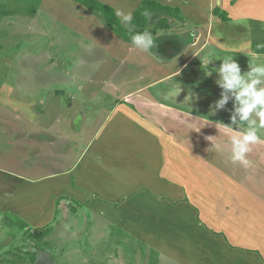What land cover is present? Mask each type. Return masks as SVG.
<instances>
[{"label": "rangeland", "instance_id": "rangeland-1", "mask_svg": "<svg viewBox=\"0 0 264 264\" xmlns=\"http://www.w3.org/2000/svg\"><path fill=\"white\" fill-rule=\"evenodd\" d=\"M222 28L206 39L214 62L220 66L232 57L242 75L250 71L249 63L264 64L263 29L234 23ZM175 29L179 28L169 25L165 31ZM122 42L99 12L76 0H0V184L19 183L15 174L34 181L70 173L110 111L116 91L106 84L130 73L124 65L115 68L131 46ZM209 62L200 61L202 84L214 71ZM173 90L156 92L160 96L171 92L176 99ZM196 113L204 118L217 115L206 109ZM219 117L231 120L228 115ZM36 194H25L23 201L34 206ZM57 199L54 215L51 204L45 206L38 224L23 225L3 214L0 264H227L219 237L185 206L159 209L147 199L132 197L122 216L96 202L78 205L63 195ZM28 210L26 219L32 214ZM147 211L160 214L164 223L154 226ZM47 225L51 227L47 235L33 236ZM248 259L255 264L253 256L243 252L235 261L250 264Z\"/></svg>", "mask_w": 264, "mask_h": 264}, {"label": "crops", "instance_id": "crops-1", "mask_svg": "<svg viewBox=\"0 0 264 264\" xmlns=\"http://www.w3.org/2000/svg\"><path fill=\"white\" fill-rule=\"evenodd\" d=\"M98 1L115 12L121 9L133 15L142 0ZM153 1L179 10L178 17L167 16L169 25L179 29L161 30L153 35L157 44L154 49L157 57H154L115 34L104 21L120 42L131 45L128 52H122L123 58L115 66H126L131 77L127 73L119 78L111 76L115 79L106 85L116 93L110 100V111L77 162L69 168V174H53L34 181L15 174L19 183L13 186L3 181L0 184V220H4V215L22 216L25 221L38 224L46 214L44 207L52 205L60 195L84 205L95 202H87L91 193L113 199L143 189L132 197L147 199L160 209L172 206L156 196L165 198L186 190L201 213L202 219L196 217L197 220L219 237L227 264H239L235 258L242 252L253 256L255 264H264V142L252 145V151L246 154L254 161V167L232 162L231 140L242 134L248 123L238 121L229 128L225 125H230V119L219 120L220 114L231 116L235 96L232 90L216 83L220 74L215 68L219 65L210 58L206 48L208 34L213 36L212 31L218 26L225 28L234 23L245 27L247 24L264 30V0ZM224 12L226 18H221ZM149 13L151 19H147L146 27L152 29L165 15ZM121 25L128 30L137 29L132 23ZM216 33L217 37L222 34ZM250 54L258 57L255 52ZM202 59L214 68L207 78L209 84L204 83L206 77L201 82ZM114 74L119 76L121 72L115 70ZM184 80L189 82L188 86ZM122 84L124 87L118 91L116 87ZM159 85V91L174 89L177 98L173 99L171 92L160 96ZM222 92L229 99L223 108L216 109V116L204 118L196 113L215 108ZM236 117L240 119L239 114ZM260 135L264 141V129ZM33 192L37 193L34 206L23 201L27 200L25 194ZM126 202L121 207L96 204L124 216ZM28 209L32 214L26 219L25 214L31 213ZM147 214L151 215L148 217L153 219L154 226L164 223L160 214L157 217L150 211ZM134 224L144 227V223L134 221ZM224 236L229 244L224 243Z\"/></svg>", "mask_w": 264, "mask_h": 264}, {"label": "clouds", "instance_id": "clouds-1", "mask_svg": "<svg viewBox=\"0 0 264 264\" xmlns=\"http://www.w3.org/2000/svg\"><path fill=\"white\" fill-rule=\"evenodd\" d=\"M115 15L125 26L131 25L133 15L131 11L124 12L117 9ZM145 17L151 19V14L145 10ZM132 44L142 52H146L154 57L157 55L154 49L157 47L156 38L145 29L143 32H136L131 37ZM250 71L241 74L239 63L229 57L222 61L215 72L220 74V79L216 83L225 90H232L235 96L234 110L231 114V124L225 127H231L232 124H238L236 114H239V123L248 122V127L231 140L232 162L239 163L244 167H254V161L250 160L246 154L252 151V145L260 144L262 141L260 130L264 129V64H250ZM209 72L207 75H211ZM229 96L222 92L221 98L215 102V108L211 109L214 115L216 109L223 108Z\"/></svg>", "mask_w": 264, "mask_h": 264}, {"label": "trees", "instance_id": "trees-1", "mask_svg": "<svg viewBox=\"0 0 264 264\" xmlns=\"http://www.w3.org/2000/svg\"><path fill=\"white\" fill-rule=\"evenodd\" d=\"M35 3H39L40 0H33ZM78 1L81 5H83L84 7H86L89 10H93L96 12H99L104 21L107 23V25L110 27V29L117 34L118 36L122 37L123 39L127 40V41H131V37L133 34H135L136 32H143L145 29H148L153 35H156L158 33V31H165L168 27H169V23H168V18L167 16H173V17H178V13L179 10L177 8H172L171 6H164L161 5L160 3L153 1V0H142L140 2V4L138 5L137 9L133 12V20H132V24L134 26L137 27L136 30H128L126 28H124L121 23L119 18L115 15V11L112 7H110L109 5L102 3L98 0H76ZM145 10H147L148 12H156V13H160L162 15H165L161 18L158 19L156 25L154 28H147L146 24H147V17H145L144 12ZM33 12L35 10H32ZM216 14H218L217 11H215ZM221 18H226V14L221 13L220 14ZM139 191H143V189H140ZM137 190V192H134L128 196L122 197V198H113V199H109L106 198L98 193H91L88 195V200L89 201H95L96 203H103V204H107V205H112L115 207H121L124 202L129 199L130 197H132L133 195H135L136 193L139 192ZM154 195V194H153ZM159 199L162 200H166L167 203H169L170 205L173 206H187L190 208V210L194 211L195 217L202 219L201 213L199 211V209L197 208V206L192 202L188 191L184 190L180 193H176V194H170L165 198H161L159 196H156ZM59 199H56L51 207H50V212H52V214L54 215V213L57 210V204ZM16 218L18 219L19 223L23 224V225H28L29 223L24 221L23 219L19 218L18 216H16ZM39 232L38 233H33V236L36 238H41L45 235H47L50 232L51 227L50 226H46V227H41L38 228ZM32 236V237H33ZM223 236V235H222ZM224 238V243L225 244H229V242L227 241V239ZM255 252V251H252ZM257 253V252H255Z\"/></svg>", "mask_w": 264, "mask_h": 264}]
</instances>
